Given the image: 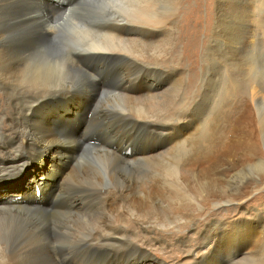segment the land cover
I'll return each mask as SVG.
<instances>
[{
	"label": "bare ground",
	"instance_id": "6f19581e",
	"mask_svg": "<svg viewBox=\"0 0 264 264\" xmlns=\"http://www.w3.org/2000/svg\"><path fill=\"white\" fill-rule=\"evenodd\" d=\"M93 1L95 0H0V178H12L18 175L19 171H24L29 165V163L24 164V161L30 155L32 160L39 159V161L38 165L32 164L34 165V173L28 179L26 187L32 186L34 181L43 180L45 175L49 176V188H52V191L55 187L60 186L55 204L50 208L47 205H51V197L55 194L48 190L38 192V194L35 192L30 196L24 194V200L16 198L0 200V215H4L6 222H10L8 218L11 221L13 219L16 222V227L19 228L22 223L28 225L27 221H29L35 230L33 233H29V236L25 239L20 238L17 232L18 235H15L13 244L4 243L1 240L5 237L0 236V264H67L68 262L93 264L99 258L107 256L109 254H107V249L109 248L118 253L119 256L124 255L125 258H123V263L120 262L121 264L129 262L130 257H134L131 264H147L146 260L148 258L153 259L155 264H164L162 261L152 258L147 250L140 247V244L151 245V242L145 238L149 232L154 233L155 226L161 224L159 221L157 223V219L161 220L159 213L163 204L162 180L147 184L124 181L114 186L107 184L105 186L103 184L94 186L85 184L83 182L85 176L79 175L80 171L77 172L76 169L79 168L78 166L81 163L83 165L87 162L82 160L85 155L91 152V148L97 152L109 154L123 163H133L139 160L147 163L160 156L165 135L170 134L172 140L180 138L182 132L178 123L170 126L163 125V121H158V118L153 120L147 117L148 113L146 117L141 114L132 115L122 110L107 108L98 103L99 99L102 98L101 96L105 94L117 96L128 102L130 100L144 101V103L147 101L150 103L152 102L151 99L162 97L169 76L168 72L162 70V53L160 51L156 52V50L163 49L162 26L164 24L162 15L164 17L165 14H162V0H109L105 3L102 1L108 8L111 6L120 11L124 10L128 14L134 11L133 20L118 19V15H113V13L116 14L115 12H109L104 6L103 11L96 15V11L89 8L90 4L92 6ZM246 9H250V7ZM227 12L230 13L229 9ZM171 14H174V12ZM232 14L234 13L232 12ZM174 26L176 27V25ZM170 28L169 33L172 34ZM231 31L233 29L231 30L230 27ZM90 33L100 35L101 41L90 39ZM149 47L154 49L152 55L147 52ZM79 61H81V64H79ZM82 66L90 68L94 72L91 74L97 76H105L107 73L114 75L116 71L114 78L117 77V79L114 81L111 76H108L103 84L104 86L100 87L98 81L94 79L95 76L93 77L87 73ZM70 67H72V71L68 70ZM64 74L78 76L80 82L76 84L58 82L60 78H64ZM69 95L82 97V99L90 98V101H93L96 105L93 113L92 110L90 111L93 118L90 116L92 120L88 123L90 127L84 133V139L79 137L80 135H75L65 124L54 125V122L58 119L56 116H59V114L61 116L59 109L62 112L67 109L70 116L69 112L71 110L69 107L62 108L60 106L61 103L63 104V99H67L65 97ZM183 97L185 98V96ZM59 98L63 99L58 103H54L60 100ZM138 104L136 102L137 106ZM136 105L133 106L137 107ZM123 106L127 108L126 103ZM150 110L151 108L148 111ZM190 112L193 113L192 110ZM180 120V118L175 119V121ZM4 126H7L8 129H4ZM108 126L115 129L113 137L126 134L128 132L126 129L131 127V130L134 128L145 130L149 136L148 138L155 141L151 143L150 141L149 143L142 142L141 146L134 152L124 153L117 146V142L113 143L110 131L108 132ZM99 127L106 128V130L104 132L97 131ZM169 129H173L175 133ZM257 131L259 130H256V126H253L252 130L247 132L245 136L249 140H247L249 142L247 143V145L249 144L248 152L260 156V151H263L257 145ZM92 132L100 133V142L101 140L104 142L102 145L88 143V137L93 134ZM115 141H118V139ZM111 145H115V147ZM210 154L212 155V152ZM245 155L231 151L215 155L212 161V174L208 170L204 174L200 171H192L194 183L191 186L185 181L189 172L186 169L176 185L180 186L186 194L188 193V195H185L186 197L190 196L189 194L193 196L196 193V183H202L203 180L205 182L213 181L210 174L211 176L213 174L220 177L224 176L235 169L242 161V156L246 157ZM200 157L201 155L197 156L196 160L189 164L198 161L200 165L202 159L211 160L210 155L202 156L201 159ZM251 157L253 158V156ZM95 167L97 168V166ZM35 168L39 170H35ZM241 168L244 169L243 166ZM167 169L170 170V168ZM228 177L230 176L228 175ZM46 183L47 181H45ZM214 186L216 187L215 184ZM240 190L243 191V189ZM212 192L214 193V191ZM237 192L233 195L229 194V200L230 198L236 199L239 196ZM40 193L43 197L39 201H34L36 199L35 195L40 196ZM170 197L172 198V196ZM208 199H214V194L206 193L202 202L206 203ZM47 201H49L48 204H43ZM170 206L173 210L175 209L176 213L180 212L182 214L185 211L182 212L183 208L181 206H175V204V207ZM77 217L84 222L88 221L90 229L87 232H82L78 228L77 224L80 225V223L75 221ZM80 220L79 222H81ZM234 220L242 223L244 218L239 216ZM164 224H166V221ZM232 228L233 226L227 227L224 231H221L215 227L213 230L218 229L221 232V242L226 241L230 244L229 248L232 247L229 249L234 251L233 255L229 256L231 259L248 252H244L243 249L245 248L233 241L234 230ZM260 232L262 234V231ZM137 233H142L144 239L138 240ZM53 236L56 240L58 238L62 241L63 247H56ZM216 242L215 235L207 233L196 251H191V258L188 259L192 263L199 259H207L216 248ZM154 243L160 245L159 242ZM131 250L133 251L131 252ZM205 255L207 256L205 257ZM112 258L117 259L114 253ZM151 264L154 263L151 262Z\"/></svg>",
	"mask_w": 264,
	"mask_h": 264
},
{
	"label": "rangeland",
	"instance_id": "374dc122",
	"mask_svg": "<svg viewBox=\"0 0 264 264\" xmlns=\"http://www.w3.org/2000/svg\"><path fill=\"white\" fill-rule=\"evenodd\" d=\"M102 1L104 3L106 1L109 2V0H95L92 2V6L90 4L89 8L95 10L97 12H95L96 15H98L100 11H103L104 6L109 12H115L116 14L113 13V15H118V19L133 20L134 11L128 14L124 10L120 11L111 6L108 8ZM167 1L168 0H162V14H165L164 17L162 15V22L164 24V26H162L163 49L156 50V52L160 51V53H162V70L169 74L167 84L163 89L162 97L151 99L152 102H150V104L148 101L144 103V101L129 100L128 102L117 96L105 94L101 96L102 98L99 99L98 103L107 108L122 110L132 115L141 114L146 117L148 113L147 117L153 120L158 118V121H163V125L170 126L174 123H178L180 125V131L182 132L180 138L172 140L170 134L165 135V137L162 135L161 137H164L162 152L158 158L152 161L150 160V163H143L142 160L133 163H123L117 161L116 158L109 154L100 153L91 148V152L85 155L82 160L87 162L83 165L81 163V165L78 166L79 168H76L77 172L80 171L78 174L85 176L83 179L85 184L94 186H99L100 184L104 186L106 184L114 186L124 181H132L135 184H147L162 180L163 204L162 210L160 209L159 213V218L161 220L157 219V223L160 222L162 226L160 227L161 224L155 226L153 230L155 234L149 232L146 236L145 239L150 241L151 245L140 244V247L147 250L152 258L160 260L164 264H264V0H236V3L235 0H231V2L230 0H173L174 4L172 0L168 1L170 2L169 4H167ZM166 5L167 7H165ZM249 7L250 9H246ZM228 9L230 13L227 12ZM173 12L174 14H171ZM232 12L234 14H232ZM240 12L241 14L238 15ZM229 15L231 16L229 17ZM226 17L229 19L227 20ZM165 19L168 20L166 21ZM218 24L219 26H217ZM174 25H176L177 28ZM164 27L167 28L166 32V28L164 29ZM230 27L231 30L233 29V31H231L232 34L230 32ZM169 28L174 34L169 33ZM90 34V39L101 41L100 35L95 33ZM153 50L152 47H149L147 52H150L152 55L154 52ZM79 64H81V61H79ZM82 67L91 76H95L94 79L98 81L100 87L104 86L103 84L108 76H111L114 81L117 79V77L114 78L116 71L114 75L107 73L105 77L103 75H92L91 73L94 72L90 68H86V66ZM71 68L72 67L68 68V70H71ZM69 76L68 74H64V78H60L58 82H69L72 84L80 82V77L71 75L69 78ZM104 96L106 97L103 98ZM183 96H185V98ZM65 98L67 99L59 98L60 100L54 103H58L63 99V104L60 102V106L62 108L69 107L71 110L69 112L71 118L67 109L64 112L59 109L61 116L60 114L56 116L58 119L54 122V125L59 126L60 124H65L75 135H80L79 137L84 139V133L87 132L90 127L88 123L93 118L92 113L93 109H96V105L93 101H90V98L82 99V97L73 95L66 96ZM82 101L84 102L82 103ZM136 102L137 104L139 102L138 106ZM125 103L126 107L130 110L123 106ZM118 104H120L119 107ZM133 105H136L138 108ZM148 106L151 108L150 111H148L150 109H148ZM190 110H192L193 113H191ZM90 111L92 113H90ZM177 118L181 120L175 121ZM253 126H256V130H261L260 132L257 131L258 136L256 141L258 148L261 147V149H259L263 151H260V156L263 160L260 156H257V154H250V152H248L249 149H247L249 148V144L247 145L249 140L245 135L252 130ZM111 127L112 126H108V132L110 131L109 133L112 136L113 143L117 142V146L120 147L119 149L124 153L134 152L141 146L142 142L149 143L150 141L151 143L155 141H151V139L148 138L149 136L145 130L141 128L139 130L135 128L131 130V127L126 129V131H128L126 134L113 137L115 129H111ZM3 128L8 129L7 126ZM99 130L104 132L106 128L99 127L97 131ZM169 130L175 133L173 129ZM95 134L96 133H93L91 134L92 136L90 135L88 137V143H92V145H102L104 142L102 140L100 142V133ZM151 137L156 139L154 136ZM117 139L119 142L115 141ZM111 146L115 147V145ZM125 148H128V150ZM226 151H231L236 154L241 153V155L246 154V157L242 156V161L244 158H246V160H244V162L241 161L236 166L238 169L235 167L231 172L225 174V177L216 176L214 174L211 176L213 173L212 161L214 156L225 153ZM211 152L213 156L210 154ZM200 155L201 157L210 155V157L212 156L213 158L211 157V160L202 159L200 165L198 161L194 164H189ZM247 156L249 157L247 158ZM251 156H253V158ZM38 161L39 159H35V161L32 160L29 155V157H26L25 163L23 162L24 164L29 163V165L24 171H19V176L0 178V200L11 198L24 200V194L30 196L35 194V192L38 194V192H46V190H48L54 192L55 196L53 195L51 197L52 203L50 206H47L49 208L54 206L60 186L55 187L52 191V188H49L48 175H45L43 180L41 179L39 182L34 181L32 186L26 187L28 179L34 173V165L32 164L35 163L38 165ZM95 166H97L98 169ZM242 166L244 169L241 168ZM167 168H170V170ZM186 169H188L189 172L185 181L191 186L194 183L192 171H200V173L204 174L208 170L211 173L210 177L213 181L211 180V182L209 180L205 182L203 180L202 183H196V193H194L193 196L189 194L190 196L186 197L185 195H188V193L186 194L180 186L178 187L176 185ZM35 170L39 169L35 168ZM233 173L235 174L233 175ZM228 175L230 177H228ZM57 180L59 181L58 177ZM45 181H47L46 184ZM239 188L243 189V191ZM221 189L223 190L221 191ZM238 189L240 192L242 191L241 194L239 191L237 192ZM211 190L214 191V193ZM215 191L220 193H216ZM208 192L214 194V199H208L206 203L204 201L202 202L204 195ZM235 192L239 193V196H237L236 199L230 198L229 200L228 197ZM170 196H172V198L174 196V200ZM182 196L185 199H183ZM41 197H43L42 193H40V196L35 195L36 199H34V201H39ZM179 201L181 202L179 203ZM199 202H201L202 205ZM48 203L49 201L43 204ZM174 204L175 206H181V208H183L182 212L185 211L182 214L180 212H178L180 214L176 213L175 209L173 210L170 206L172 205L175 207ZM198 206L201 208L198 209ZM239 216L244 218L242 223L234 220ZM8 219L10 222H6L4 215H0V236L5 237L1 240L4 243L13 244L12 242H14L15 235L19 234L20 238L25 239L29 236V233L35 231L27 220L28 225L22 223L20 227L17 228L16 222L13 219L12 221L10 218ZM79 220V217L75 220L80 223V225L77 224L78 228L82 232H87L90 229V224H88V221L84 222L80 220L81 222H79ZM165 221L166 224H164ZM231 226H233V234L237 236L232 234L233 241L245 248L243 249L244 252L248 251L246 252L247 254L242 253L239 254L237 258L234 257L232 259L229 256H232L234 251L229 250L232 247L229 248L230 244L226 241H224V243L221 242V232L218 231V229L224 231L227 227ZM215 227L218 229L213 231ZM260 231H262L263 236ZM207 233L215 235L217 239L216 250L214 249L207 259H199L195 263H192L188 259L191 258V251H196ZM137 235L138 240L144 239L142 233H137ZM257 238L260 243L257 241ZM53 240L57 248L63 247V243L60 239L57 238L56 240L53 236ZM154 242H159L160 245ZM107 250L109 251H107V254H109L103 258H99L93 264L123 263V258H125L124 255L119 256V254L113 252L111 248ZM132 251L133 250H131V252ZM113 253L117 259L112 258ZM206 256L207 255H205V257ZM132 259H134V257H130L129 262L125 264H131ZM151 262L155 264L154 260L151 258L146 260L147 264H151ZM67 264L77 263L68 262Z\"/></svg>",
	"mask_w": 264,
	"mask_h": 264
}]
</instances>
